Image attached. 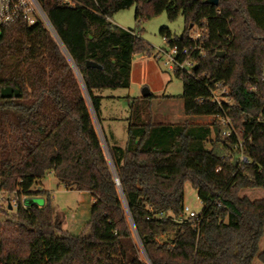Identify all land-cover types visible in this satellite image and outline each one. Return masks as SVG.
Segmentation results:
<instances>
[{
  "label": "trees",
  "instance_id": "trees-1",
  "mask_svg": "<svg viewBox=\"0 0 264 264\" xmlns=\"http://www.w3.org/2000/svg\"><path fill=\"white\" fill-rule=\"evenodd\" d=\"M35 1L50 29L20 19L0 28V91L19 93L0 95V194L11 205L0 204V264H264V0ZM133 6L136 22L182 18L181 36L160 31L169 46L199 32L206 56L192 75L172 74L184 116L211 126L156 125L134 101L125 147L101 139L93 92L127 89L132 55L149 51L110 23ZM219 83L230 90L221 107L209 101ZM223 114L235 135H222ZM48 173L94 200L77 236L40 188ZM187 182L202 210L179 224ZM36 196L42 207L23 204Z\"/></svg>",
  "mask_w": 264,
  "mask_h": 264
},
{
  "label": "rangeland",
  "instance_id": "rangeland-1",
  "mask_svg": "<svg viewBox=\"0 0 264 264\" xmlns=\"http://www.w3.org/2000/svg\"><path fill=\"white\" fill-rule=\"evenodd\" d=\"M135 7L113 14L110 23L126 31H135L139 38L148 45V52H138L132 55L130 84L127 89H99L94 91L96 97L101 98L100 122L95 121V126L103 140V134L110 145L121 148L125 147L127 124L130 119L129 105L134 101L139 102L146 109L147 119L153 124L161 126L182 125L190 123L195 126H203L212 123L210 117H185L183 114L181 81L175 78L171 70L163 66V62H156L152 55L157 49L165 48L164 39L160 36L161 30H167L170 38L181 36L184 21L178 16L175 20H169L166 14L142 18L138 22L134 19ZM199 33L193 29L190 34ZM146 89L152 97L143 98L142 90ZM209 149V145H207ZM40 188L50 193L53 208L62 219V228L65 232L79 235L84 224L89 201L73 191L72 188L65 189L53 176L48 173L42 180ZM184 209L200 214L202 206L196 195V191L187 182L183 186ZM25 206L36 204L44 205L45 199L36 196L22 200ZM0 204L8 206V201L1 197ZM12 212L14 207L12 203Z\"/></svg>",
  "mask_w": 264,
  "mask_h": 264
},
{
  "label": "built area",
  "instance_id": "built-area-1",
  "mask_svg": "<svg viewBox=\"0 0 264 264\" xmlns=\"http://www.w3.org/2000/svg\"><path fill=\"white\" fill-rule=\"evenodd\" d=\"M17 19L22 20L23 23L28 26H32L39 21L50 29L44 13L41 11L40 7H38L35 0H0V28L9 25V23H12ZM190 38L191 43L181 49L176 46H169L164 39L165 48L157 49L152 57L156 62L162 61L163 66L168 70L179 71L181 73L185 72L192 75L193 68H196V60L204 58L206 55L203 41H200L201 38L199 33L192 34ZM262 80L264 82V78ZM229 94L230 90L227 87L220 83L215 84L209 101L216 106L221 107L222 103L228 104ZM199 102L202 103V100ZM215 120H218L219 123L222 124L224 128L222 131L223 136L228 137L232 134H236L232 121L227 115L223 114L215 117ZM260 121L264 122V116L256 118V122ZM241 145L242 143L239 142L238 149L241 148ZM238 159H240L241 162L246 160L241 154ZM14 206L15 202L13 203V207ZM183 213V217L175 219L177 223L181 224L185 220L198 221V214L188 211L186 208H183Z\"/></svg>",
  "mask_w": 264,
  "mask_h": 264
},
{
  "label": "water",
  "instance_id": "water-1",
  "mask_svg": "<svg viewBox=\"0 0 264 264\" xmlns=\"http://www.w3.org/2000/svg\"><path fill=\"white\" fill-rule=\"evenodd\" d=\"M206 3L212 5V6H217V0H207ZM219 56H224L223 53H219ZM86 67L88 68H92V69H100V65H96L92 62H87L86 63ZM196 68L194 67L193 68V71L195 70ZM142 97L143 98H147L150 96V93L146 90V89H143L142 91ZM0 95H1V98L2 99H11L12 97H15V98H18L19 97V93L17 90L13 89V88H4L0 91ZM118 185V183H117ZM8 210H11V205L8 204Z\"/></svg>",
  "mask_w": 264,
  "mask_h": 264
},
{
  "label": "crops",
  "instance_id": "crops-1",
  "mask_svg": "<svg viewBox=\"0 0 264 264\" xmlns=\"http://www.w3.org/2000/svg\"><path fill=\"white\" fill-rule=\"evenodd\" d=\"M132 63V62H131ZM130 72H131V69H130ZM130 75V74H129ZM130 77H131V75H130ZM126 134H127V132H126ZM104 135V134H103ZM104 137H105V135H104ZM106 138V137H105ZM109 144V143H108ZM110 145V144H109ZM113 146H115V145H113ZM117 147V146H116ZM41 186H42V182H41ZM42 190V189H41ZM44 191V190H43ZM81 196H83L84 195V197L89 201L91 198H89L87 195H86V193L85 192H83V193H79ZM26 199V198H25ZM93 204V202L92 203H89V207H88V209H87V215H88V211H89V208H90V206ZM86 219L88 220L89 219V215H88V217H86ZM71 234H72V232H71ZM72 235H75V236H77V234H72Z\"/></svg>",
  "mask_w": 264,
  "mask_h": 264
}]
</instances>
